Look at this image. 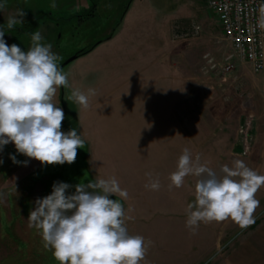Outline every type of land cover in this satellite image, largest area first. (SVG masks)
<instances>
[{"label": "rangeland", "instance_id": "374dc122", "mask_svg": "<svg viewBox=\"0 0 264 264\" xmlns=\"http://www.w3.org/2000/svg\"><path fill=\"white\" fill-rule=\"evenodd\" d=\"M12 1L0 0L4 5L0 24L8 25L10 16L22 19L15 24L23 28L16 33L25 34L18 46L29 49L37 32L35 22L40 18L43 27L54 31L41 43L57 38L53 53L59 57L60 66L75 53L104 41L106 27H111L106 25L107 14L118 13L115 29L125 7L131 4V0H24L26 15L20 18L17 12L14 16L8 11ZM147 2L159 12L160 23L164 22L163 11L176 14L167 52L169 63L174 56L175 106H80V110L74 106L77 120L84 123L77 133L84 144L77 149L72 164H41L20 155L13 143L5 145L0 151V264L54 261L52 250L44 247L39 230L29 227L28 221L36 200L50 195L54 183L69 184L66 194H74L79 183L112 177L127 192V198L111 196L124 208L126 229L133 230L136 220L146 222V217L153 216L158 220L160 254L174 248L176 264H264V187L256 193L260 203L250 226L241 228L230 218L201 222L195 234L185 222L187 205L195 201L198 178L186 176L181 187L169 188L170 174L176 171L184 148L190 150L193 159L199 156L200 163L218 177L223 175L221 167H232L235 160L264 175V76L254 74L246 63L232 57L233 50L223 40L217 18L208 8L209 0H143ZM92 3H97L98 15L79 24L77 15ZM47 14L63 18L44 19ZM195 27L199 32L193 34ZM65 97L70 104L68 91ZM58 107L64 113L66 107L67 116L74 109ZM247 119L252 120L254 140L247 155H242L239 128ZM11 156L18 163H13ZM149 172L153 180L159 179L157 191L145 188L149 182L145 173Z\"/></svg>", "mask_w": 264, "mask_h": 264}, {"label": "clouds", "instance_id": "9594fccd", "mask_svg": "<svg viewBox=\"0 0 264 264\" xmlns=\"http://www.w3.org/2000/svg\"><path fill=\"white\" fill-rule=\"evenodd\" d=\"M16 15L23 18L26 13L18 9ZM21 22L10 16L8 27ZM4 34L0 31V151L13 143L18 153L41 164L74 163L84 141L75 129L61 130L65 114L54 98L58 88L69 84L57 64L59 57L51 44L41 43L39 31L32 35L27 52L16 44L9 46ZM90 95H95L94 89L87 95L75 89L68 99L87 109ZM10 158L18 163L15 156ZM220 171L223 175L218 177L184 148L170 174L169 188L181 187L186 176L198 178L195 201L186 209L185 224L193 234L201 222L230 218L241 228L255 222L253 213L260 203L256 193L264 187V175L242 160L233 161L232 167L223 165ZM145 175L149 177L145 188L159 190V179L153 180L150 172ZM70 187L54 183L51 194L38 198L28 216L29 227L39 230L44 247L52 250L59 264H141L147 253L144 237L128 234L124 208L110 198L116 194L127 198L118 181L112 177L79 183L74 194H66Z\"/></svg>", "mask_w": 264, "mask_h": 264}, {"label": "crops", "instance_id": "0c3cea01", "mask_svg": "<svg viewBox=\"0 0 264 264\" xmlns=\"http://www.w3.org/2000/svg\"><path fill=\"white\" fill-rule=\"evenodd\" d=\"M23 2L24 0L17 2L13 0L8 3L9 13L15 16L18 9L24 10ZM147 3L146 5L143 0H133L115 29L113 25L116 24L118 13L112 11L107 14L106 25L110 24L111 27H106L108 32L106 39L98 43L91 52L65 67L69 86L67 88L61 86L57 89L54 98L57 106H78L80 110V105L74 100L69 99L68 105L65 102L66 91L71 96L75 89L86 95L89 89L95 90V95L89 96V106H175V70L172 63L174 56H171L169 63L167 52L171 47L169 42L173 35L172 26L176 14L173 11L169 15L168 12L163 11L160 15L163 16L164 22L160 23L159 12L149 2ZM167 17L169 19H166ZM37 31L41 33L42 38L47 39L54 32L43 25ZM16 32L17 30L5 32L4 37L9 38L10 42L7 43L9 46L23 42L25 34L19 35ZM50 41L52 52H55L57 38L56 41L53 39ZM19 46L21 48V44ZM29 49L22 50L27 52ZM64 114L62 126L68 118L66 113ZM79 126L84 128L83 120L78 118L77 133ZM161 126L164 129V124ZM173 126L174 122L171 120L172 132ZM166 127L168 136L169 122ZM136 219H138L137 215ZM146 220L139 223L136 220L135 229L127 230L129 235L144 237L147 253L141 264H176L174 248L171 252L160 254L158 220L153 216L146 217ZM182 262L185 263L184 260Z\"/></svg>", "mask_w": 264, "mask_h": 264}, {"label": "built area", "instance_id": "2783aa9c", "mask_svg": "<svg viewBox=\"0 0 264 264\" xmlns=\"http://www.w3.org/2000/svg\"><path fill=\"white\" fill-rule=\"evenodd\" d=\"M208 8L233 50L232 57L246 63L254 74H264V0H209ZM198 32L195 27L192 33ZM251 125L252 120L247 119L239 128L242 155H247L254 140Z\"/></svg>", "mask_w": 264, "mask_h": 264}, {"label": "trees", "instance_id": "16d2710c", "mask_svg": "<svg viewBox=\"0 0 264 264\" xmlns=\"http://www.w3.org/2000/svg\"><path fill=\"white\" fill-rule=\"evenodd\" d=\"M133 0L130 1V3L132 2ZM130 4L128 6L125 7L121 17H120V21L118 22V25L120 24L121 20L123 19V17L125 16V13L127 12L128 8H129ZM98 15V9H97V3H92V6L88 9V10H85L83 11L82 13H79L77 15V17L79 18L78 19V23H82V22H85V21H88L92 18H94L95 16ZM44 19H48V20H51V21H57L59 20L60 18L62 19L63 17H54L53 14H47V15H44L43 16ZM65 21L69 20V18H64ZM43 21L40 20V18L35 22V25H34V28L37 30L41 25H43ZM33 28V29H34ZM11 30H17V31H20V30H23V28H19V27H16V26H13L12 28H9L8 26H1L0 25V31H5V32H8V31H11ZM24 33L25 32H28V31H23ZM114 33H115V30H114ZM113 35V33L111 34V36ZM110 36V37H111ZM96 45H92L88 48H85L75 54L78 55V58L83 56V55H86L88 54L89 52H91L96 46ZM74 107V106H73ZM75 107L74 109H72V111L70 112L69 110V116L66 120V122L64 123V125L62 126V131L67 133L68 131L72 130V129H75L76 130V124H77V118L75 116ZM21 155V154H20ZM111 199H115L117 201H119L118 199H116L115 197H111ZM120 202V201H119ZM53 260V258H52ZM49 264H59V262L55 259L54 257V261H52L51 263Z\"/></svg>", "mask_w": 264, "mask_h": 264}, {"label": "water", "instance_id": "95a60500", "mask_svg": "<svg viewBox=\"0 0 264 264\" xmlns=\"http://www.w3.org/2000/svg\"><path fill=\"white\" fill-rule=\"evenodd\" d=\"M100 43V42H99ZM78 59V55L77 54H75V55H73L71 58H69L66 62H64L61 66H60V68L63 70L66 66H68V65H70L72 62H74L75 60H77ZM63 87V86H62ZM65 107V106H64ZM65 113H66V115L68 114V109H66V107H65Z\"/></svg>", "mask_w": 264, "mask_h": 264}]
</instances>
